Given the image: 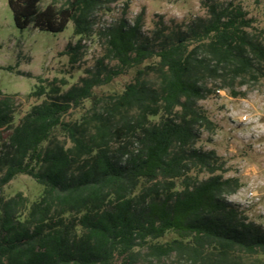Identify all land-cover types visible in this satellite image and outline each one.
Returning a JSON list of instances; mask_svg holds the SVG:
<instances>
[{
  "label": "trees",
  "instance_id": "16d2710c",
  "mask_svg": "<svg viewBox=\"0 0 264 264\" xmlns=\"http://www.w3.org/2000/svg\"><path fill=\"white\" fill-rule=\"evenodd\" d=\"M43 1L8 0L17 29L62 33L74 23L75 37H89L103 0L40 10ZM203 5L209 17L188 31H158L159 50L138 42L140 18L107 30L119 73L137 69L109 97L114 111H132L116 127L84 103L99 105L95 89L117 71L65 93L57 80L37 86L28 98L45 101L17 124L14 96L0 91V188L19 175L43 187L35 201L0 196V264H264V228L226 198L243 184L224 178L215 151L194 148L201 130L218 128L197 102L224 89L244 96L236 89L264 80V32L250 31L241 2ZM80 108L88 112L80 120L66 119Z\"/></svg>",
  "mask_w": 264,
  "mask_h": 264
},
{
  "label": "rangeland",
  "instance_id": "374dc122",
  "mask_svg": "<svg viewBox=\"0 0 264 264\" xmlns=\"http://www.w3.org/2000/svg\"><path fill=\"white\" fill-rule=\"evenodd\" d=\"M207 4H227L241 2L254 20L251 32H264V0H203ZM202 0H132L125 8L126 0H103L91 16L93 31L89 37L74 35V23L62 33L43 32L31 25L22 31L16 28L8 0H0V91L3 95L14 96L15 124L19 122L34 104H41L45 97L28 98L37 86L57 85L65 93L75 86H81L83 79L104 78L110 72H120V64L110 53L108 29L116 27L122 20L130 26L140 18L139 43L151 45L159 50L164 35L174 36L186 32L200 19L209 17ZM54 0H44L40 10H44ZM59 6L65 0H58ZM165 27V29H163ZM145 61L140 68L155 61ZM136 68L126 69L108 85L95 89L99 105L93 101L84 103L85 109L103 114L114 127L129 115L123 110L114 111L112 95H121L126 86L133 83ZM41 80V81H40ZM149 86L157 81L149 79ZM214 88H212L213 90ZM244 96L233 97L228 89L220 90L197 102L218 128L214 133L204 130L194 148L204 152L215 151L225 170L223 176L237 178L243 184L235 194L227 196V201L239 209L257 226L264 228V80L260 83L236 89ZM88 112L74 109L67 120H80ZM7 133L4 132L5 137ZM1 175V174H0ZM207 177V176H206ZM43 187L32 178L19 175L8 185L0 188L4 199L22 193L37 200ZM173 257L152 264H173Z\"/></svg>",
  "mask_w": 264,
  "mask_h": 264
}]
</instances>
